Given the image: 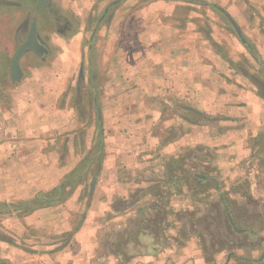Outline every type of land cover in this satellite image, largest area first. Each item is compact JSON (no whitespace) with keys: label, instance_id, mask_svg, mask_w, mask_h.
<instances>
[{"label":"rangeland","instance_id":"374dc122","mask_svg":"<svg viewBox=\"0 0 264 264\" xmlns=\"http://www.w3.org/2000/svg\"><path fill=\"white\" fill-rule=\"evenodd\" d=\"M114 1L51 0L37 16L39 0H0V258L59 264L56 253L80 244L83 250L98 246L101 259L108 245L122 246L117 253L121 259L136 255L139 243L153 244L168 227L199 234L194 239L209 252L212 264H227L234 254L260 256L264 0H122L105 13ZM25 10L29 13L24 27L15 29ZM32 22L38 23L49 54L39 59L28 52L22 60L24 78H12V59ZM171 50L176 62L188 56L183 62L209 86L213 102L236 105L233 114L220 109L219 115L255 120L257 131L241 153L248 157L240 154L227 166H214L218 172L207 173L199 169L216 163L215 151L209 150L210 158L196 155L194 181L209 176L216 184L195 183L193 204H183L180 197L172 199L179 204L171 205L158 189L148 204L143 197L129 203L131 195L126 203L114 200L113 194L125 199V192L114 193L106 182L125 184L134 177L121 171L125 156L112 151L121 148H110L112 104H143L146 94L136 90L141 87L139 77L149 74L146 88L156 84L150 75L162 71L160 56ZM49 88L51 93L46 92ZM250 104L257 105L256 111L246 114L244 107ZM207 143L203 148L211 147V141ZM197 150L200 154L201 148ZM170 160L177 162V155L161 162ZM222 165L231 170L220 172ZM137 175L139 185L143 177ZM107 196L112 203L104 207ZM137 209L154 214L144 221L125 219V213ZM245 230H259L254 246L262 245L257 254L240 250L241 243L250 244ZM125 232L130 237L125 238ZM73 251L70 246L65 253L73 258Z\"/></svg>","mask_w":264,"mask_h":264},{"label":"crops","instance_id":"0c3cea01","mask_svg":"<svg viewBox=\"0 0 264 264\" xmlns=\"http://www.w3.org/2000/svg\"><path fill=\"white\" fill-rule=\"evenodd\" d=\"M50 1L51 0H39L37 8L42 9L36 11L37 16L41 15L43 8L47 6ZM27 11L28 10H25L20 13L18 16V18H20H17L15 29H22L24 27L29 13ZM32 26L36 29V42L38 43L39 41L46 49L47 54L45 56H47L49 54L48 49L42 41L39 25L37 22L36 24L32 22L30 24V29ZM29 33L30 30L26 38L23 39L22 45L26 42ZM63 39L65 41L66 38H62V40ZM58 44L61 45L60 42H58ZM28 52L19 58L20 77L16 79L24 78L22 60ZM31 53L41 59V56L32 51ZM60 56H62V54H60ZM160 57L163 63L162 71L150 75V77L156 81V84H150L149 88H146L144 85L147 84L146 81L149 74L144 73L143 76L141 75L139 77L141 87H136V90L146 94V99H144L143 104H125V100H123L121 104H112L110 121L112 127L109 131H111L110 137L113 144L110 148L114 147V145H118L121 148L112 151L117 153V155L121 154V156H125V163H122L121 171H125V175L130 174L134 178L125 181V184L121 181V183L117 181H107L106 185H108L114 193L120 190L125 192V199L119 198L115 194H113V197L107 196L106 200L103 199V202H100L104 207L112 203V198L126 203L129 195L132 196L129 203L137 204L138 202L136 203L134 201L137 200L138 197L139 199L143 197L144 204H148L154 201L153 192L157 189L161 191L164 190V197L169 200V204L171 205L179 204L172 199H178L180 197L185 200L183 204H193L195 183L205 185L214 182V184H216V181H212L209 176H205L204 179H200L197 182L194 181V157L196 155H201L205 158L207 156L210 158L209 150L215 151L213 155L216 163H213L212 167L203 164L199 172H218L217 169L219 168L216 169L214 166L218 167L220 163H224V165L227 166V162H231L232 158L236 156L241 157V155H243L241 153H243L244 150V142L247 143L251 141L253 138L251 135H253V133L255 134L257 131L255 127L257 125H254L256 122L253 119L248 118L249 120L246 121L239 118V120H236L235 117L225 116L231 115L228 113L233 114L236 105L219 104V100L216 103V101L213 102L209 98V93H211L209 86L203 82L200 83L199 75H194L190 72L187 64L183 62L184 60H188V56L185 55L180 60L181 62H176L178 61L177 54L171 50L168 54L161 55ZM56 61L57 59L54 62ZM151 86L153 88H150ZM40 90L44 92L41 87ZM152 91L155 93L154 99H152ZM46 92L51 93L50 88L46 90ZM63 92L64 90H62V93ZM190 101L192 102L189 103ZM252 105L250 104L248 107H244L245 110H248L246 114L253 112V108L256 111L257 105L254 104L253 107ZM220 109L224 111V116L217 113ZM98 122L101 123L100 117ZM158 127H160V129H158ZM210 141L211 147L209 149L203 148L206 146L205 144ZM229 142L231 143L228 144ZM194 145H196L195 147L198 150L201 148L200 154L195 152L196 148ZM254 153L253 157H257L258 153ZM175 155H177V162H172L170 160L164 165L162 164L161 161L164 158L171 159V157L174 158ZM111 156L114 157L115 154L113 153ZM243 156L248 157V154L246 153V155ZM224 165L220 167V172L231 170L224 168L226 167ZM234 169L236 171L238 170L236 167H234L233 170ZM157 171H159L158 174L154 175ZM136 174H139L137 178L143 177V179L139 180V185H136ZM159 174L162 176L160 179L157 177ZM188 175L190 176L189 179ZM173 177L176 179L173 180ZM182 177H185L184 181H178V178ZM93 201H95V197H93ZM130 211L125 213V219L130 217L129 219L131 220L140 219L144 221L149 215L154 214L152 212H142L143 209L142 211H138V209L132 210V212ZM117 219H120V217H117L115 220ZM127 228L128 225L126 226L125 224V230ZM240 229L241 228H238L237 230L241 232L242 230ZM258 231L259 230L249 232L245 230L244 234L249 235L248 241L250 244L247 246L241 243V246H239L240 250H244V253L249 251L250 253L257 254L256 250L260 249L262 245L258 242V246H254ZM78 232V235H80L82 229ZM237 234H239L238 237L242 239V233ZM85 236L86 235H84V237ZM128 236L129 234L126 237L125 232V238H128ZM145 236L148 238L150 237L148 234ZM198 236L200 235H195L194 231L192 232V230L189 229L181 230V228L179 229L177 227H168L160 232L157 241L153 242V244H150L148 241L141 244L139 243L137 246L138 248L135 250V252H137L136 255L124 256L121 259L118 257L119 254L117 253L122 246H118V248L116 246L112 247L111 245H108L106 248L107 253L105 259H101V257L97 256L98 246L96 245H93L90 250H83L79 247L80 244H69L56 253V255L58 256L57 259L59 264H212L213 262L210 261V256L206 255L208 251H205L201 242L195 241L194 238ZM202 236H204V234H202ZM85 238L83 240H85ZM88 238L91 239L92 236L90 235ZM70 246L74 249L72 253L74 255L73 258L67 256L65 253ZM125 252H129V250L125 249ZM25 254L27 255L28 253L25 252ZM23 257H25L24 254ZM231 259L238 262H245L246 264H264V252H262L260 256L254 258L248 257L247 254L245 256H237V254H234L230 260ZM230 260L227 264H231ZM0 264L37 263L28 260L25 262L17 261L16 258L8 261L4 258H0ZM41 264L51 263L47 260Z\"/></svg>","mask_w":264,"mask_h":264},{"label":"water","instance_id":"95a60500","mask_svg":"<svg viewBox=\"0 0 264 264\" xmlns=\"http://www.w3.org/2000/svg\"><path fill=\"white\" fill-rule=\"evenodd\" d=\"M45 1V0H43ZM120 1L122 0H116L114 2H112L105 10V13L114 5L118 4ZM100 22H98L95 31L97 29V27L99 26ZM94 35V34H93ZM27 48H31L33 50H41V48L38 46L37 42H36V37H35V31L34 29L31 30L28 41L21 47L19 48V50L16 52L14 58H13V65L15 68H17L18 66V61L20 56L22 55V53L24 52L25 49Z\"/></svg>","mask_w":264,"mask_h":264},{"label":"flooded vegetation","instance_id":"af4514ba","mask_svg":"<svg viewBox=\"0 0 264 264\" xmlns=\"http://www.w3.org/2000/svg\"><path fill=\"white\" fill-rule=\"evenodd\" d=\"M32 29H34V31L36 30L33 26H32V28L30 29V32H31V30ZM36 32V31H35ZM29 35H30V33H29ZM28 38H29V36H28ZM28 38H27V40H26V42L28 41ZM37 41H38V39H37ZM25 42V43H26ZM24 43V44H25ZM23 44V45H24ZM38 46L41 48V50H33V49H31V48H27V49H25L24 50V52L22 53V55H24L26 52H28V51H32V52H34L35 54H37V55H39V56H44L45 54H47V51H46V49L39 43V41H38ZM23 45H21L19 48H21ZM19 48L17 49V51L19 50ZM16 51V52H17ZM21 55V56H22ZM20 56V57H21ZM20 67H19V63H18V66H17V68H15L14 67V65H13V59H12V62H11V70H12V78H19L20 77V69H19Z\"/></svg>","mask_w":264,"mask_h":264}]
</instances>
